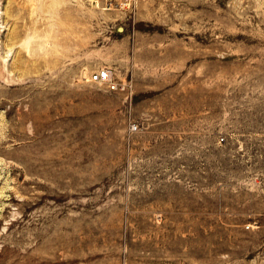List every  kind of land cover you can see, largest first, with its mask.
<instances>
[{
  "label": "rangeland",
  "instance_id": "1",
  "mask_svg": "<svg viewBox=\"0 0 264 264\" xmlns=\"http://www.w3.org/2000/svg\"><path fill=\"white\" fill-rule=\"evenodd\" d=\"M0 264H264V0H0Z\"/></svg>",
  "mask_w": 264,
  "mask_h": 264
},
{
  "label": "built area",
  "instance_id": "2",
  "mask_svg": "<svg viewBox=\"0 0 264 264\" xmlns=\"http://www.w3.org/2000/svg\"><path fill=\"white\" fill-rule=\"evenodd\" d=\"M97 3V0H92ZM92 80L95 82H102L107 85V88L111 91H116L118 89L127 90L128 84L122 83L119 84L113 80L112 72L109 69H100L96 73L93 74ZM135 129V126H133Z\"/></svg>",
  "mask_w": 264,
  "mask_h": 264
}]
</instances>
